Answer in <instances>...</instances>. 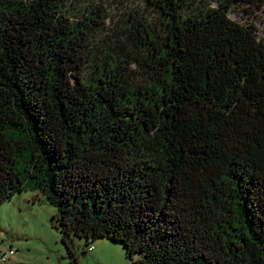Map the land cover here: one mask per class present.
<instances>
[{
	"label": "trees",
	"instance_id": "1",
	"mask_svg": "<svg viewBox=\"0 0 264 264\" xmlns=\"http://www.w3.org/2000/svg\"><path fill=\"white\" fill-rule=\"evenodd\" d=\"M70 1L0 0V204L40 192L71 255L264 264V35L229 16L264 0H143L99 44Z\"/></svg>",
	"mask_w": 264,
	"mask_h": 264
},
{
	"label": "rangeland",
	"instance_id": "2",
	"mask_svg": "<svg viewBox=\"0 0 264 264\" xmlns=\"http://www.w3.org/2000/svg\"><path fill=\"white\" fill-rule=\"evenodd\" d=\"M64 9L72 19H84L90 11L105 14L103 27L93 40L98 44L113 39L121 25L117 24L129 13H137L149 21L156 20L143 0H72ZM229 16L240 23L256 18L259 33L264 35V12L247 13L242 5H238ZM55 213L56 208L38 191L15 193L1 203L0 264H131L123 245L107 237L90 241L92 248L89 250L84 238L75 237V253L71 255L54 227Z\"/></svg>",
	"mask_w": 264,
	"mask_h": 264
},
{
	"label": "built area",
	"instance_id": "3",
	"mask_svg": "<svg viewBox=\"0 0 264 264\" xmlns=\"http://www.w3.org/2000/svg\"><path fill=\"white\" fill-rule=\"evenodd\" d=\"M12 252V250H10V253ZM6 257V255H4V257L2 258V260Z\"/></svg>",
	"mask_w": 264,
	"mask_h": 264
}]
</instances>
